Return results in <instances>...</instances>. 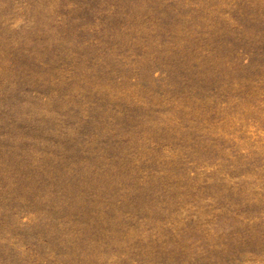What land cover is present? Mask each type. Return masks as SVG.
<instances>
[{"label":"rangeland","instance_id":"374dc122","mask_svg":"<svg viewBox=\"0 0 264 264\" xmlns=\"http://www.w3.org/2000/svg\"><path fill=\"white\" fill-rule=\"evenodd\" d=\"M0 264H264V0H0Z\"/></svg>","mask_w":264,"mask_h":264}]
</instances>
